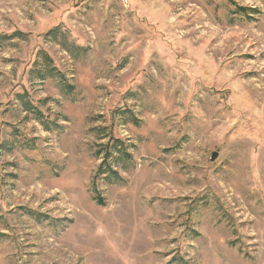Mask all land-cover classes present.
I'll return each mask as SVG.
<instances>
[{
    "label": "rangeland",
    "instance_id": "rangeland-1",
    "mask_svg": "<svg viewBox=\"0 0 264 264\" xmlns=\"http://www.w3.org/2000/svg\"><path fill=\"white\" fill-rule=\"evenodd\" d=\"M0 264H264V0H0Z\"/></svg>",
    "mask_w": 264,
    "mask_h": 264
},
{
    "label": "trees",
    "instance_id": "trees-1",
    "mask_svg": "<svg viewBox=\"0 0 264 264\" xmlns=\"http://www.w3.org/2000/svg\"><path fill=\"white\" fill-rule=\"evenodd\" d=\"M21 99H23V96H21ZM23 107H24V109L26 111H28L32 115H34L36 120L42 122L44 127H46L47 130H49L48 122L45 120L44 116L38 110V108L33 106L30 102H24V101H23ZM114 143L115 144H113V146H111V147H112V149H113V151L115 153L121 154L123 157H128L129 156V154L127 153V150L123 148V144H121V142L114 141ZM107 153L108 154H106V157H105V159L103 161V164H101V166L99 167L98 175H99V177H104L105 179L114 178V179H118L119 180L118 173L111 168V162L108 161V159L110 157V154H109L110 152L107 151Z\"/></svg>",
    "mask_w": 264,
    "mask_h": 264
},
{
    "label": "water",
    "instance_id": "water-1",
    "mask_svg": "<svg viewBox=\"0 0 264 264\" xmlns=\"http://www.w3.org/2000/svg\"><path fill=\"white\" fill-rule=\"evenodd\" d=\"M218 158V154L214 153L212 156V162H214Z\"/></svg>",
    "mask_w": 264,
    "mask_h": 264
}]
</instances>
